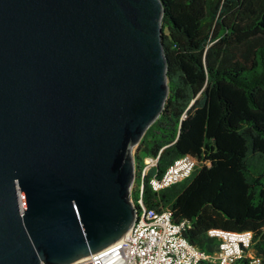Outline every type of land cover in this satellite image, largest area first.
<instances>
[{
  "label": "water",
  "instance_id": "1",
  "mask_svg": "<svg viewBox=\"0 0 264 264\" xmlns=\"http://www.w3.org/2000/svg\"><path fill=\"white\" fill-rule=\"evenodd\" d=\"M162 0H0V264H70L136 219L168 92Z\"/></svg>",
  "mask_w": 264,
  "mask_h": 264
},
{
  "label": "trees",
  "instance_id": "2",
  "mask_svg": "<svg viewBox=\"0 0 264 264\" xmlns=\"http://www.w3.org/2000/svg\"><path fill=\"white\" fill-rule=\"evenodd\" d=\"M162 4L169 92L134 147L131 197L142 186L144 206L169 209L188 241L207 253L220 242L210 229L250 231L236 264H264V0ZM185 154L196 160L191 173L153 190L149 179ZM147 158L154 164L141 180Z\"/></svg>",
  "mask_w": 264,
  "mask_h": 264
},
{
  "label": "built area",
  "instance_id": "3",
  "mask_svg": "<svg viewBox=\"0 0 264 264\" xmlns=\"http://www.w3.org/2000/svg\"><path fill=\"white\" fill-rule=\"evenodd\" d=\"M142 169L143 180L146 170L154 164L153 158L146 159ZM196 165V160L188 155L176 158L162 173L149 179L155 191L187 177ZM135 180L131 185V190ZM140 195L131 197L137 209V216L125 235L104 249L89 254L88 257L70 264H203L206 261L217 264H236L246 254L251 245L250 231H232L212 228L210 235L220 239L219 249L213 253L200 250L183 235V223L173 221L169 209L147 208ZM253 261H258L251 253Z\"/></svg>",
  "mask_w": 264,
  "mask_h": 264
},
{
  "label": "rangeland",
  "instance_id": "4",
  "mask_svg": "<svg viewBox=\"0 0 264 264\" xmlns=\"http://www.w3.org/2000/svg\"><path fill=\"white\" fill-rule=\"evenodd\" d=\"M133 152H134V149H133Z\"/></svg>",
  "mask_w": 264,
  "mask_h": 264
}]
</instances>
